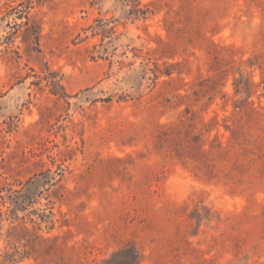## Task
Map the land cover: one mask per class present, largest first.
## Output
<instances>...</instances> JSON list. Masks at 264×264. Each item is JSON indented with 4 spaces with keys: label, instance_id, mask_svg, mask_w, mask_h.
I'll return each instance as SVG.
<instances>
[{
    "label": "rangeland",
    "instance_id": "obj_1",
    "mask_svg": "<svg viewBox=\"0 0 264 264\" xmlns=\"http://www.w3.org/2000/svg\"><path fill=\"white\" fill-rule=\"evenodd\" d=\"M0 264H264V0H0Z\"/></svg>",
    "mask_w": 264,
    "mask_h": 264
},
{
    "label": "trees",
    "instance_id": "obj_2",
    "mask_svg": "<svg viewBox=\"0 0 264 264\" xmlns=\"http://www.w3.org/2000/svg\"><path fill=\"white\" fill-rule=\"evenodd\" d=\"M166 74H167V76L172 75V73L168 72V71ZM253 112L255 113V118L260 116L258 111L253 110ZM215 125H216L215 119H212L211 122L204 123V126L209 128L208 132H211ZM225 128H226V130H229L232 134L236 133V130L231 128L229 125H225ZM175 129H178V128H176V127L174 128L172 126H166V125L161 126L162 133L159 136L160 139L167 142L169 140V138L171 137V132L174 131ZM219 137H220L219 135L215 136L214 142L211 143L210 149L207 151L205 149L203 150L204 145H202L200 143V141H199L200 139H198V137L197 138L195 137L194 141H195L196 145H199V152H201L202 155L207 156V155H211L214 153H218L219 155H223V156L228 155L229 152L231 151L230 147L224 146L223 143L219 140L220 139ZM178 156L182 157L181 153H179Z\"/></svg>",
    "mask_w": 264,
    "mask_h": 264
}]
</instances>
